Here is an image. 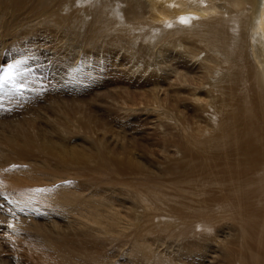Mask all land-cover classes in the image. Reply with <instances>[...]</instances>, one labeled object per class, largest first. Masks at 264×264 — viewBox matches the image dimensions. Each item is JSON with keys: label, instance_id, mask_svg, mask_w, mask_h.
<instances>
[{"label": "bare ground", "instance_id": "6f19581e", "mask_svg": "<svg viewBox=\"0 0 264 264\" xmlns=\"http://www.w3.org/2000/svg\"><path fill=\"white\" fill-rule=\"evenodd\" d=\"M0 5L1 22L2 13L8 23L24 22L33 26L44 25L43 22L52 18L68 26V36L77 35L84 42H93L113 34L115 40L125 41L132 49L134 43L139 42L138 37L146 33L148 40L151 35L159 38L157 30L167 23L168 26L173 24L172 30L166 35L161 34L163 46H168L170 35L176 38L173 45L183 51L184 63L186 60L191 68L189 79L195 83L191 110L196 119L189 125L186 148L195 186L201 188L200 175L203 173L210 187L217 183L223 184L222 190L233 187L229 197L231 202L226 200L217 204L194 197L189 205H170L163 195H138L139 203L146 206L156 199L163 200L161 203L168 206L167 217L157 209L158 206L155 208L163 217L152 215L149 208L144 209L142 215L133 208L128 212L117 211L115 197L120 195H114L107 208L106 197L71 194L63 189L65 187L56 186V179L53 184L51 179L37 175L33 170L22 178L20 174H9L10 168L8 174L7 170L0 169V186L10 191V195L0 201V231L5 228L12 233L8 237L5 235L9 242L19 246L24 227L30 225L24 222L32 216L44 218L51 213L63 219L65 224L67 222L65 230L83 232V239L116 238L117 245L123 249L125 264H204L192 259L193 249L190 253L183 251L184 244L193 248L190 240L200 242V252H210L205 264H264V0H0ZM181 18L187 22L192 20V23H181ZM182 32L184 38L178 39ZM2 35L3 31H0ZM66 43L58 47L64 49ZM158 46L155 47L157 50ZM75 60L77 58L70 59L71 62ZM67 66L74 78V72L79 69L72 63ZM179 77L182 78L180 73ZM178 88L180 93L183 87ZM181 109L177 110L180 118L184 114ZM35 141L34 138L33 143L16 144L14 140L9 143L13 145V154L19 160H26L37 147ZM50 142V149L55 150L58 145ZM40 147L42 150L43 145ZM53 153L60 162L71 155L72 161L89 160L76 150L72 154ZM5 159L0 146V166L6 163ZM11 160L9 158L8 163ZM37 189L46 191L38 192ZM196 191L194 195H200ZM132 219L137 220L132 222ZM63 237L61 241L67 242ZM35 245L39 247V244ZM35 245H28L29 254H26L35 259L38 254L42 264H79L76 260L73 262L76 252L81 255L79 250L52 255L45 247L41 249ZM82 255L85 260L80 264H108L96 252L85 250ZM3 262L0 260V264Z\"/></svg>", "mask_w": 264, "mask_h": 264}, {"label": "rangeland", "instance_id": "374dc122", "mask_svg": "<svg viewBox=\"0 0 264 264\" xmlns=\"http://www.w3.org/2000/svg\"><path fill=\"white\" fill-rule=\"evenodd\" d=\"M187 23H192V20ZM42 24L8 23L2 13L0 57L3 60H0V78L8 77L3 87H0V146L6 157V163L0 166L3 172L7 170L8 174L10 168L12 171L9 174H20L19 177L26 178L28 171L33 170L37 175L42 174L51 179L53 184L56 179L55 185L65 187L63 189L71 194L106 197L107 208L114 200V195H120L115 197L117 211L128 212L133 208L138 215H142L146 208L153 212L152 215L164 214L167 217L168 213V206L161 203L163 200L156 199L146 206L139 203L138 195H163L170 205H189L194 197L212 204L224 203L226 200L231 202L232 186L222 190L223 184L217 183L215 187H210L202 173V185L199 188L195 186V178L191 174L190 155L188 151L186 153V148L192 119H196L191 110L195 83L192 84L189 79L191 68L186 60L184 63L183 51L173 45L176 38L169 34V44L163 46L161 34L166 35L175 27L173 24L169 25L170 28H167L168 23L161 28L166 29V32L157 30L161 39L151 35L148 40V35L143 33L144 36L138 37L139 44L136 41L133 49L125 41L115 40L113 34L101 40L84 42L77 35L68 36V26L64 23L48 18V22ZM59 31L66 37L64 40ZM179 38H184L183 32ZM154 39L157 43H154ZM66 41L64 49L58 47ZM158 44L159 52L155 48ZM71 57L77 60L71 62ZM130 57H134L133 63L128 60ZM19 61H23L19 67L9 68ZM69 63L79 69L74 72V78L68 69ZM178 87H183L180 93ZM202 96L205 97L204 93ZM179 107L184 113L182 118L177 112ZM34 138L37 147L28 154L26 160H19L13 154V145L9 141L14 140L16 144L33 143ZM50 141L58 145L55 150L50 149ZM50 150L57 155L59 151L72 154L76 150L89 160L72 161L71 155L69 163L67 159L60 162ZM9 158L12 160L8 163ZM0 188V201H3L10 191ZM195 191L200 195H194ZM159 204L164 206L159 207ZM156 207L163 214L157 213ZM49 215L45 219L32 216L31 220L24 222L30 225L24 227L19 246L9 242L7 237L12 233L2 229L0 243L4 244H0V260L4 264H42L38 254L36 259L27 255L29 246L39 244L41 249L45 247V251L48 250L46 252L52 255L65 250H79L81 255L76 252L73 260L79 264L85 260L82 255L85 250L100 254L108 264L126 263L123 249L117 245L116 238L109 240V237H99L95 241L83 239V232L65 230L67 222L65 224L63 219L51 213ZM38 229H41L40 232ZM62 236L68 241L62 242ZM153 241H157L156 238ZM190 243L193 248L184 244L183 251L190 253L193 249L192 259L205 264L210 252H200L199 241L190 240ZM34 247L39 248L37 245Z\"/></svg>", "mask_w": 264, "mask_h": 264}, {"label": "snow or ice", "instance_id": "6c2138e0", "mask_svg": "<svg viewBox=\"0 0 264 264\" xmlns=\"http://www.w3.org/2000/svg\"><path fill=\"white\" fill-rule=\"evenodd\" d=\"M186 22L187 21H185L183 18H181V23H186ZM21 63H23V61H19L15 65H10L9 68L10 69L11 68H17V67H19V64H21ZM7 80H8V77L7 76L0 78V87H3L4 82L7 81ZM36 191H38V192H44L46 190L45 189H37Z\"/></svg>", "mask_w": 264, "mask_h": 264}]
</instances>
